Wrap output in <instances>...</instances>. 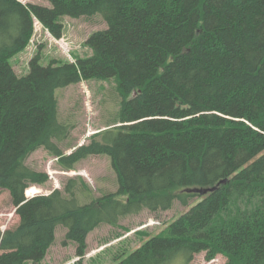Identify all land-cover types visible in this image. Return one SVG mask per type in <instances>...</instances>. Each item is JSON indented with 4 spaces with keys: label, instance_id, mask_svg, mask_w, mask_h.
Here are the masks:
<instances>
[{
    "label": "trees",
    "instance_id": "1",
    "mask_svg": "<svg viewBox=\"0 0 264 264\" xmlns=\"http://www.w3.org/2000/svg\"><path fill=\"white\" fill-rule=\"evenodd\" d=\"M47 1L0 0V190L19 217L0 232V264L42 261L59 226L62 244H76L73 264H83L99 225L196 199L117 264H191L199 253L264 264V0ZM97 13L106 28L86 40L91 56L46 66L35 56L26 75L15 73L9 60L27 46L35 20L60 39L61 16ZM112 78L120 95L113 126L66 154L60 144L72 126L60 119L56 91ZM40 148L66 171L108 156L117 190L87 192L81 202L77 177L26 197L49 180L26 164ZM213 186L205 195L184 190Z\"/></svg>",
    "mask_w": 264,
    "mask_h": 264
},
{
    "label": "rangeland",
    "instance_id": "2",
    "mask_svg": "<svg viewBox=\"0 0 264 264\" xmlns=\"http://www.w3.org/2000/svg\"><path fill=\"white\" fill-rule=\"evenodd\" d=\"M19 1L50 7L47 0ZM58 21L63 24L60 39L53 37L40 22L34 21V31L27 46L9 60L18 76L28 73L29 62L35 56H39V62L44 66L53 59L63 62L91 56L92 49L86 40L93 32L106 28V23L99 13L90 18L61 16ZM56 95L59 100L61 121L72 126L70 136L60 144L66 154L75 146L88 143L93 134L113 126L117 118L120 95L117 92L115 78L83 80L58 89ZM26 164L49 175L46 183L32 184L29 187L32 190L31 195H27L29 188L26 189L25 195L28 198L49 194L55 189L63 190L71 178L77 177L80 178L85 191H81L85 195L78 194L81 202L90 201L91 195L100 197L117 190V176L106 155L90 156L80 161L75 170L66 171L59 166L56 157L40 148L26 159ZM87 192L91 195L87 196ZM197 201L198 199L192 201L188 206L176 202L170 210L154 213L144 210L139 214L123 217L114 225L107 223L99 225L87 236L83 264H117L150 236L157 234L167 224L189 210ZM18 222L19 217L15 214L9 192L0 190V232L13 228ZM65 232L66 229L63 227H57L56 241L44 259L38 263L27 264H73L78 260L76 244L72 241L66 245L62 244ZM226 261L222 254L208 259L205 253H199L191 264H226Z\"/></svg>",
    "mask_w": 264,
    "mask_h": 264
},
{
    "label": "water",
    "instance_id": "3",
    "mask_svg": "<svg viewBox=\"0 0 264 264\" xmlns=\"http://www.w3.org/2000/svg\"><path fill=\"white\" fill-rule=\"evenodd\" d=\"M225 181H222V183ZM216 189V186L213 187H188L184 190L189 193H198L199 195H205L208 192H211Z\"/></svg>",
    "mask_w": 264,
    "mask_h": 264
}]
</instances>
